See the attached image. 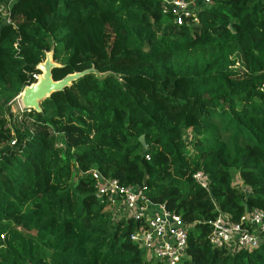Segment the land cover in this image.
<instances>
[{
	"label": "trees",
	"instance_id": "1",
	"mask_svg": "<svg viewBox=\"0 0 264 264\" xmlns=\"http://www.w3.org/2000/svg\"><path fill=\"white\" fill-rule=\"evenodd\" d=\"M164 6L0 0V264H164L96 198L94 174L180 215L181 264H264V239L208 241L219 214L264 213V0H210L182 24ZM47 52L54 80L95 73L13 112Z\"/></svg>",
	"mask_w": 264,
	"mask_h": 264
},
{
	"label": "built area",
	"instance_id": "2",
	"mask_svg": "<svg viewBox=\"0 0 264 264\" xmlns=\"http://www.w3.org/2000/svg\"><path fill=\"white\" fill-rule=\"evenodd\" d=\"M176 14L175 21L182 24L194 16L203 5L191 6L199 1L208 4L210 0H163ZM198 6H200L198 8ZM8 20V19H6ZM189 22V21H188ZM96 198L105 204L114 220L131 218L136 228L130 239L140 245L143 252L150 253L149 259L160 260L164 264H181L186 257L187 225L180 215L168 211L164 205L150 201L140 186H124L115 179H106L94 174ZM194 179L202 187L208 186L207 177L197 172ZM264 213L251 207L238 222H231L227 215L219 214L212 222L208 241L213 247L224 248L229 253L239 249H252L264 239Z\"/></svg>",
	"mask_w": 264,
	"mask_h": 264
},
{
	"label": "water",
	"instance_id": "3",
	"mask_svg": "<svg viewBox=\"0 0 264 264\" xmlns=\"http://www.w3.org/2000/svg\"><path fill=\"white\" fill-rule=\"evenodd\" d=\"M57 66L52 59V52L45 54V59L37 65L41 73L37 76L35 83L25 86L18 96V99L23 107L27 110L40 111L41 101L50 96L52 93L62 91L65 87L71 85L72 81L77 77L86 73H95L94 68L68 74L59 80H54L52 77V70ZM139 140L144 144L143 137Z\"/></svg>",
	"mask_w": 264,
	"mask_h": 264
},
{
	"label": "rangeland",
	"instance_id": "4",
	"mask_svg": "<svg viewBox=\"0 0 264 264\" xmlns=\"http://www.w3.org/2000/svg\"><path fill=\"white\" fill-rule=\"evenodd\" d=\"M203 5V6H205V5H207V4H201V2H199V1H196L192 6H191V9L193 10L195 7H196V5ZM202 6V7H203ZM200 6H198V8H199ZM201 8V7H200ZM11 110L13 111V112H21L22 110H24L23 109V107H22V105L20 104V101H19V99H18V96L11 102ZM238 177L236 176V173H234L233 174V183H235L236 185H239L240 186V184L238 183ZM144 258H146V259H149L150 258V253L148 252V251H145L144 252Z\"/></svg>",
	"mask_w": 264,
	"mask_h": 264
},
{
	"label": "bare ground",
	"instance_id": "5",
	"mask_svg": "<svg viewBox=\"0 0 264 264\" xmlns=\"http://www.w3.org/2000/svg\"><path fill=\"white\" fill-rule=\"evenodd\" d=\"M21 104V103H20Z\"/></svg>",
	"mask_w": 264,
	"mask_h": 264
}]
</instances>
